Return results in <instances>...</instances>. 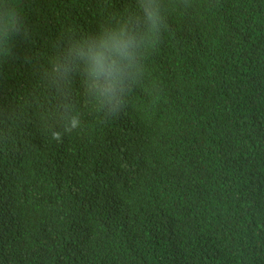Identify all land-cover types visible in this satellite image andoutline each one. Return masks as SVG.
I'll list each match as a JSON object with an SVG mask.
<instances>
[{
    "label": "trees",
    "instance_id": "1",
    "mask_svg": "<svg viewBox=\"0 0 264 264\" xmlns=\"http://www.w3.org/2000/svg\"><path fill=\"white\" fill-rule=\"evenodd\" d=\"M0 264H264V0H0Z\"/></svg>",
    "mask_w": 264,
    "mask_h": 264
},
{
    "label": "clouds",
    "instance_id": "2",
    "mask_svg": "<svg viewBox=\"0 0 264 264\" xmlns=\"http://www.w3.org/2000/svg\"><path fill=\"white\" fill-rule=\"evenodd\" d=\"M133 11L130 10L128 16ZM149 19L153 20V26L155 25V12L149 11L148 13ZM127 16V17H128ZM112 33L114 30L111 31ZM125 37V31L121 28L119 35H113L110 40L102 41L100 47L96 48L95 50L90 49V67L89 73L92 77H94L95 82L100 80V77L103 76L105 83L102 86H99L102 92L111 93L112 90L116 87L118 80L120 79V75L122 74L117 69L113 68V64L115 61H109L108 55L105 49H109L111 53H115L121 57H126L128 59L131 58V53L128 52V48L130 47L132 40L129 37L127 40ZM99 42V41H97ZM66 57L70 60L71 59V49L70 53L66 55ZM77 121L73 119L72 126L75 127ZM129 135L134 136L132 130L130 129L128 132ZM58 139V137H57ZM58 161V160H57ZM57 161H53L51 163L54 166ZM57 168V167H56ZM56 168L52 167L50 169L51 175L54 176ZM66 176L71 178V192H73L85 205L87 202H91L92 205L98 209L99 205L101 204L97 198V193L101 185V181L92 180L89 181L86 178H79L76 175H73L70 170L64 171L57 176H54L58 179V181L62 180ZM103 204H106L103 203Z\"/></svg>",
    "mask_w": 264,
    "mask_h": 264
}]
</instances>
